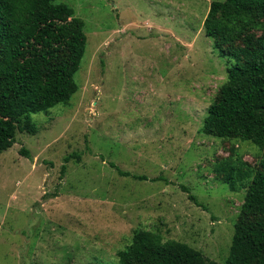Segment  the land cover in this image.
<instances>
[{
  "label": "rangeland",
  "instance_id": "374dc122",
  "mask_svg": "<svg viewBox=\"0 0 264 264\" xmlns=\"http://www.w3.org/2000/svg\"><path fill=\"white\" fill-rule=\"evenodd\" d=\"M214 1L56 0L85 22L79 90L14 119L0 156V264H117L135 229L227 259L246 189L219 181L216 165L233 147L251 165L261 152L201 133L235 64L205 34Z\"/></svg>",
  "mask_w": 264,
  "mask_h": 264
},
{
  "label": "trees",
  "instance_id": "16d2710c",
  "mask_svg": "<svg viewBox=\"0 0 264 264\" xmlns=\"http://www.w3.org/2000/svg\"><path fill=\"white\" fill-rule=\"evenodd\" d=\"M84 28V20L65 3L0 0V156L15 143L18 115L68 105L78 92L75 75L86 50ZM204 29L221 55L235 64L227 68V81L209 106L201 133L251 142L261 152L251 165L233 159V147L232 155L216 165L219 181L233 190L238 184L246 189L229 256L224 262L212 261L186 243L135 229L131 243L118 251L117 264H264V0L214 1ZM73 158L80 156L72 154L65 162ZM111 166L121 176L146 179Z\"/></svg>",
  "mask_w": 264,
  "mask_h": 264
}]
</instances>
